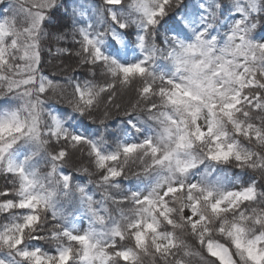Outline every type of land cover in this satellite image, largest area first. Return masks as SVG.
<instances>
[{"label": "snow or ice", "instance_id": "6c2138e0", "mask_svg": "<svg viewBox=\"0 0 264 264\" xmlns=\"http://www.w3.org/2000/svg\"><path fill=\"white\" fill-rule=\"evenodd\" d=\"M0 180V264H264V0H0Z\"/></svg>", "mask_w": 264, "mask_h": 264}, {"label": "trees", "instance_id": "16d2710c", "mask_svg": "<svg viewBox=\"0 0 264 264\" xmlns=\"http://www.w3.org/2000/svg\"><path fill=\"white\" fill-rule=\"evenodd\" d=\"M113 119H115V115L113 116ZM109 127H110V128H115V125L112 124L111 122H109ZM0 183H3V181L0 180ZM146 264H147V261H146Z\"/></svg>", "mask_w": 264, "mask_h": 264}]
</instances>
